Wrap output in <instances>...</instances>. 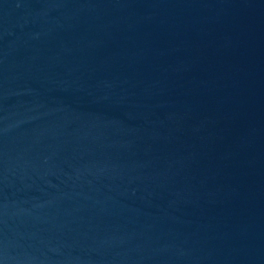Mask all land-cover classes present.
Listing matches in <instances>:
<instances>
[{"label": "water", "instance_id": "1", "mask_svg": "<svg viewBox=\"0 0 264 264\" xmlns=\"http://www.w3.org/2000/svg\"><path fill=\"white\" fill-rule=\"evenodd\" d=\"M0 264H264V0H0Z\"/></svg>", "mask_w": 264, "mask_h": 264}]
</instances>
